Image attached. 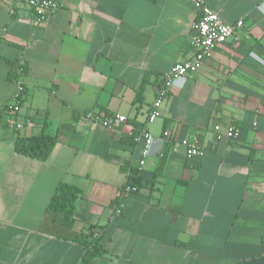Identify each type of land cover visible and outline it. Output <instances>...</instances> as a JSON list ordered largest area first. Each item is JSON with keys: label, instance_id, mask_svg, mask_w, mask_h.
<instances>
[{"label": "crops", "instance_id": "obj_1", "mask_svg": "<svg viewBox=\"0 0 264 264\" xmlns=\"http://www.w3.org/2000/svg\"><path fill=\"white\" fill-rule=\"evenodd\" d=\"M204 1L225 22L243 18L239 40L169 85L147 122L162 77L193 53L190 0H59L39 26L0 0V107L23 66L21 112L33 122L0 127V264H78L82 247L43 221L60 182L81 191L73 231L104 229L105 253L90 264H264V0ZM90 112L127 120L107 128ZM215 125L238 136L216 139ZM142 130L153 137L145 157L141 135L127 139ZM42 131L58 140L46 161L15 152L17 138ZM191 137L201 157H186ZM134 169L142 185L113 214Z\"/></svg>", "mask_w": 264, "mask_h": 264}, {"label": "built area", "instance_id": "obj_2", "mask_svg": "<svg viewBox=\"0 0 264 264\" xmlns=\"http://www.w3.org/2000/svg\"><path fill=\"white\" fill-rule=\"evenodd\" d=\"M10 4L9 13L13 15L15 8L24 6L31 12L29 21L33 26H39L47 22L48 18L56 12L60 6L59 0H7ZM197 11V16L191 25L189 42L192 47V55L180 62H175L169 71L162 77L161 83L157 86L155 100L151 104L147 113V122H151L160 115V106L163 98L166 96L167 87L175 80L183 78L189 74L196 73L202 66L203 61L211 55L213 50L229 41L238 42V32L244 27L243 18L228 23L223 21L204 0H190ZM22 73L23 69L20 68ZM16 91L12 99L0 107V127L6 126L11 130H22L33 126L30 117L22 115L21 99L23 97L24 86L22 81L17 78ZM85 118L100 125L113 128L117 123L126 122V117L120 114H97L87 113ZM216 139L227 138L234 139L238 136V129L234 126H228L222 130L219 125L214 126ZM141 137L145 145L142 150V157L149 153L153 137L146 130L141 131ZM166 137L167 131L163 133ZM181 143L185 148L187 158L201 157L203 155V146L197 137L184 138ZM140 165L143 161L140 160ZM136 191V188L128 189ZM121 205L118 203L113 206V214L121 213Z\"/></svg>", "mask_w": 264, "mask_h": 264}, {"label": "trees", "instance_id": "obj_3", "mask_svg": "<svg viewBox=\"0 0 264 264\" xmlns=\"http://www.w3.org/2000/svg\"><path fill=\"white\" fill-rule=\"evenodd\" d=\"M20 68L24 71L23 66H16L14 79H17L20 75ZM144 85L145 82L143 81L138 87L134 98L135 102L142 101ZM139 135V131H133L127 139L130 143H133ZM57 143L58 140L56 136H50L42 131L38 135L17 138L14 150L18 154L46 161L54 151ZM123 169L128 171L129 167ZM133 171L135 174H128L126 183L119 189V193L112 202V206L118 204L120 199L130 192L128 189L136 188L137 191L141 187L142 180L140 171L137 169H134ZM153 184L154 179L148 182L150 188ZM80 192L81 191L77 186L60 182L56 186L54 193L48 202L43 221L45 223L48 222L52 226V231L57 237L72 240L82 247L83 253L78 264H90L95 257L105 253V248L101 244L104 229L102 226L89 225L85 231L79 233L73 231V225L75 222L74 203L80 196Z\"/></svg>", "mask_w": 264, "mask_h": 264}]
</instances>
